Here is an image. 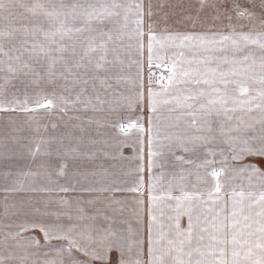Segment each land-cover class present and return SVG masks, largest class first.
I'll return each mask as SVG.
<instances>
[{
  "label": "snow or ice",
  "instance_id": "snow-or-ice-1",
  "mask_svg": "<svg viewBox=\"0 0 264 264\" xmlns=\"http://www.w3.org/2000/svg\"><path fill=\"white\" fill-rule=\"evenodd\" d=\"M20 9L30 15L18 13ZM198 10L210 12L222 24L227 21V31L211 35L169 33L159 41L160 48L180 49L179 58L169 60L157 54L154 59L153 41L156 37L149 25L146 98L143 65L140 63L136 77L138 86L136 81H132L135 95H117L113 90L112 101H106L96 94L94 102L91 96L83 95L89 82H92L93 89L97 81L101 88H112L110 81L113 70L123 63L118 57L109 59L107 41H111L112 36L107 34V41L103 39L106 35L103 26L114 18L123 16L127 22L131 17L136 25L135 34L142 38L144 16L151 17L152 4L147 5L145 12L142 0L128 4L113 0L111 3L59 5L0 0V72L27 76L33 73L32 61L36 64L46 63L51 81L55 76L53 70L60 64L59 75L62 79L83 86L76 100L71 101L73 105L80 104L85 110L91 108L96 111L97 104L114 102L117 106L126 105L128 108L139 106L143 111L146 104L149 113L150 173L157 163L152 159L154 154L151 149L153 114L161 103L180 110L183 124L175 125L179 130L168 137L169 150L178 161L191 163L183 155L176 154V149L183 153L207 149L214 155L210 145L217 141L218 136L228 145L234 161H242L245 157L264 158V0H199ZM17 15L30 20L31 26H15L12 22ZM69 18L84 21V26H69ZM45 22L48 28L44 27ZM65 40L69 43H65ZM140 48L142 54V39ZM186 48L193 52L190 58H185L183 50ZM69 51L71 63L63 55ZM153 65L163 67L168 75L155 79L151 71ZM119 71L116 72L117 80L120 78ZM8 78L6 75L5 79ZM154 83L159 84V90H154ZM60 100L64 105L70 102L65 97H60ZM37 103L45 110L57 106L49 98ZM60 110L66 109L61 107ZM129 128L144 131L139 120L120 125L121 132L126 133ZM82 143L83 140H79L77 146L71 147L65 155L73 159L80 157L79 144ZM103 155L108 156V153ZM87 158L97 159L94 153H89ZM66 167V164H61L58 174L63 175ZM233 167L247 176L248 185L239 191H232L228 214L224 211L228 202L220 195L219 177L223 168H212L210 175L216 181L215 189L214 192L209 191L206 197L199 190L189 192L181 188L180 195H173L169 191L167 199L175 201V205L167 228L152 215L151 206L153 200L164 197L149 196L146 259L143 241L140 240L137 242L136 259L126 260L120 237L110 229L93 226L79 228L75 225L65 229L59 225L37 222L27 227L21 226V231L39 229L46 242H66L60 247L67 259H61L58 264H113L110 254L114 250L120 253L115 264H264V171L253 163ZM139 171L143 172L142 165ZM197 175L203 182V178ZM131 190L140 191V186ZM89 203L95 205L96 202ZM96 211L98 214L102 212L101 209ZM185 216L187 225L182 227L181 218ZM154 223L158 225L155 232ZM14 235L18 236L19 233ZM0 264L3 262L0 261Z\"/></svg>",
  "mask_w": 264,
  "mask_h": 264
},
{
  "label": "rangeland",
  "instance_id": "rangeland-1",
  "mask_svg": "<svg viewBox=\"0 0 264 264\" xmlns=\"http://www.w3.org/2000/svg\"><path fill=\"white\" fill-rule=\"evenodd\" d=\"M22 2L59 5L60 3H111L113 0H22ZM115 2L134 3L133 0L131 2L115 0ZM163 6L168 11L167 16L171 18L163 20L165 24H162V26H168L170 29L177 31L196 29L203 34L206 32L227 31V21L222 24L210 12L198 10L199 0L158 1V9ZM18 13H23L24 16L30 15L24 13L23 9L18 10ZM12 23L17 27L24 24L31 26L30 20L21 19L19 15ZM67 24L73 28L82 27L84 21L69 18ZM44 27H49L46 22ZM103 29L106 34L103 37L105 41H107V34L112 36V40L107 41L109 59L118 57L119 61L123 63L122 65L118 64L117 68L113 70L110 81L112 88H101L97 81L96 88L93 89L90 81L87 85V92L83 95L91 96L94 102L96 94H99L106 101H112L111 93L113 90L117 95H135L132 81H136L138 66L142 63L146 98L149 76V34H144L142 38L138 37L135 34L136 25L132 22V18L130 17L125 22L123 16L106 23ZM74 35L80 34L74 33ZM84 35H87V33ZM155 37L159 39V36ZM141 39L143 41L142 54ZM158 39L153 41L154 59L157 54H162L161 56L169 60L179 58L180 49L170 48L168 53L162 52ZM97 42H99V37ZM65 43H69V41L65 40ZM183 51L185 58H190L193 55V52L187 48ZM63 55L71 63V52H66ZM24 58H27V54ZM31 63L33 64V73L27 76L23 74L13 76L10 73L0 72V109H7L0 110V186L7 190V195L0 194V197L5 200L3 207L0 209V236L6 235L9 239L43 236L39 229L29 228L27 231H21V226L27 227L37 222L48 225L49 217H52L54 210H57V200H53V196H57L48 195L50 193H48L46 187L47 169L51 170V161L48 158L54 156L56 159L54 163L55 178L50 180L53 182V189L61 184L60 181H57L63 176L58 174L60 165L66 164L69 168L64 169L69 170L70 178L68 182L71 187V193L66 198L72 201V213H75L73 209L76 210V207H73V205H77L79 199L82 202L85 197L87 203L96 199L100 205L110 202H123L121 199H126V194L117 195L113 192L118 188L130 185V182L132 183V180H128L126 176V166L130 164L127 157H130L131 160V156L135 155L138 150H142V140L149 139V113L146 104L143 111L139 106L128 108L126 105L117 106L114 102H106L103 105L97 104L96 111L91 108L85 110L82 105L71 103V101L76 100L77 94L80 93L83 86L72 84L71 80L62 79L59 75L60 64H57L53 70L55 76L50 81L46 63L36 64L34 61ZM120 68H122V71H119ZM117 71H119V80L116 76ZM151 71L155 79H158L161 75H168L163 67L156 68L155 65H153ZM6 75L9 77L8 79H5ZM136 83L138 86V81ZM153 88L159 90V84L154 83ZM60 97H65L70 102L64 105ZM45 98L52 99L57 106L50 110L39 107L37 102H43ZM61 107L66 110L61 111ZM24 108L31 110L24 111ZM166 112H168L166 105L159 104L156 113L153 114L152 139L157 141L168 140L169 136L174 135L179 130L174 126L183 124L180 114ZM137 120L143 125V132H140L138 128H129L126 133L120 131L122 123L130 124ZM81 139L83 143L79 144V150L82 155L75 159L69 157L67 162L63 161V155L71 147L77 146L78 141ZM216 143H218V139ZM163 144H165L164 141ZM163 148L164 146L161 149ZM219 149L222 150V146H219ZM89 153H94L97 159L89 160L87 158ZM104 153H108V156L103 155ZM186 154L189 159L193 160L194 167L197 166L199 177L203 178V182H201L200 179L193 176L192 186L198 182L199 190L206 197L207 149ZM138 180L140 179L136 178L133 181L134 184L138 185ZM169 181L174 182L175 180L167 178L166 184ZM234 182L238 183L237 180H234ZM234 182L232 180V186H236ZM151 183L152 185H158V180L151 178ZM187 183L190 184V179H187ZM90 187L95 188L98 194L81 195L84 193V189H87V193L95 192L89 191L94 190H88ZM4 189H1L0 192H3ZM99 189H104V191H98ZM149 196L139 194L135 195L134 198H149ZM151 196L158 197V195ZM47 198H50V206L46 204ZM129 198L131 197L129 196ZM30 205H35L43 211H31L33 207H29ZM35 213L38 216H35ZM15 233H19V235H14Z\"/></svg>",
  "mask_w": 264,
  "mask_h": 264
},
{
  "label": "crops",
  "instance_id": "crops-1",
  "mask_svg": "<svg viewBox=\"0 0 264 264\" xmlns=\"http://www.w3.org/2000/svg\"><path fill=\"white\" fill-rule=\"evenodd\" d=\"M131 2L132 0H127ZM134 3L136 0H133ZM158 1L161 0H142L145 5V12H147V5L149 3L152 4V15L148 17L144 16V25L143 31L144 34H149L148 26L151 25L153 29V35L159 36L158 42L163 40V38L169 33H182V34H203L198 32L196 29H185L175 30L170 29L168 26H162L165 24V21L168 18L167 10L163 6L158 9ZM167 30V31H165ZM225 32V31H222ZM213 32H206L205 34L211 35ZM220 33V32H217ZM161 36H164L163 38ZM160 44V43H159ZM162 52H169L170 48L161 49ZM162 55V54H159ZM231 55V53H229ZM167 111L166 113L170 114H180L179 109H175L171 105H166ZM218 135V134H217ZM258 135V134H257ZM163 141L165 144H163ZM161 140L157 141L156 139H152L151 149L153 152L152 159L156 161V165L152 167L151 173L148 168V160H149V139L142 140L141 147L142 150H138L137 153L133 156L127 157L128 164L126 170V176L128 180H132L130 185L126 187H121L114 190L115 194H126V199H121L123 202H110L106 204H98V200L95 201V205L87 203L86 197L81 200L79 199L77 205H73L76 207L74 210L75 213H72V201L69 198H66L67 195L71 193V187L68 182L69 180V168L68 166L66 170H64V174L57 181H60L61 184L56 187V189L52 188L53 182L50 180L55 178L54 171V163L55 157L53 156L50 159L51 170L47 169V182L46 187L48 195H56L53 196V200H57L56 205L57 210H54L52 213V217H49L48 225H59L63 228H67L69 226L75 225L79 228H87L89 226H93L96 228H104L110 229L114 232L118 237H120V243L124 247V258L126 260H135L137 256V242L143 241V251L144 258H147V240H148V227H149V198H134L135 195L144 194V195H158V197H164L162 200H153L151 202L152 206V215L157 218L160 223H162L165 228H167L169 221V215L174 214L173 209L175 205V201H169L167 196L169 191L173 195H180V189L183 188L185 191H196L199 190L198 182L192 186L193 176L198 179V169L197 166L194 167L193 160L189 159V156L186 153H183L181 150L176 149V154L183 155L186 160H191V163H182L175 158V155L172 151L169 150L168 144L169 140ZM221 143H220V142ZM164 146L163 149H161ZM219 146H222V150L219 149ZM166 147V148H165ZM211 151L214 155H211L207 150V160L206 161H214V163H206V181L207 188L206 194L209 191H213L215 189V179L211 177L210 172L213 167L220 169L223 168L221 176L219 177L221 183V197L228 202L224 211L225 214H228L229 209L231 207L229 197L233 190L239 191L241 188H246L248 185V179L245 174L239 173L238 169H234L233 166L244 163H253L258 165L262 171H264V158L259 157H245L242 161H234L231 159V151L227 144L222 142V138L218 136V143H214L210 145ZM160 153H163L161 155ZM136 156V157H135ZM140 159V160H139ZM248 159V160H247ZM59 161V160H57ZM63 161H69V157L63 155ZM137 162V163H135ZM263 162V163H262ZM130 165V166H129ZM143 166V172H140L139 169ZM199 165V164H197ZM263 166V167H262ZM233 170V171H232ZM233 172V173H232ZM66 173V175H65ZM138 178L140 180L139 183L134 184V180ZM142 178V182H141ZM151 178L154 180H158V185H152ZM167 178L170 180H175L174 182H168L166 184ZM187 179H190V184L187 183ZM186 182H185V181ZM232 180L238 181V183L234 182L236 186H232ZM185 182V183H184ZM59 184V183H58ZM54 186V185H53ZM140 186V191H132L131 189L137 188ZM66 188L67 191H62L61 189ZM4 189L0 186V190ZM94 189V190H89ZM151 189V190H150ZM87 190V189H86ZM84 189L85 194L96 195L98 194L97 190L93 187L88 188V192ZM200 191V190H199ZM0 194L7 195V190H3ZM59 196V197H58ZM129 196L131 198H129ZM62 197V199H61ZM51 198V197H50ZM50 198L46 199V204L50 206ZM131 199V200H130ZM127 201V202H126ZM5 200L0 197V209L3 207ZM209 203H211L209 201ZM48 206V208H50ZM31 211H43L39 210L37 206L30 205ZM51 209V208H50ZM81 209L83 212H81ZM96 209H101V213H97ZM37 210V211H36ZM121 213V214H120ZM35 216H38L35 213ZM49 216V215H48ZM83 217V218H81ZM95 217V219H93ZM187 225V217L181 218V226L186 227ZM158 225L153 224V230L156 231ZM38 241V243H36ZM66 242L58 241V240H50L45 241L44 237L36 236L35 238H11L9 239L6 235L0 236V261L3 264H58L61 259L66 260L67 255L61 253V245ZM79 256V254H76ZM111 261L113 264L118 261L120 253L117 251H113L111 254ZM82 258V257H81Z\"/></svg>",
  "mask_w": 264,
  "mask_h": 264
}]
</instances>
